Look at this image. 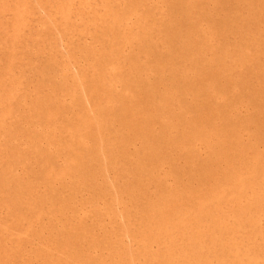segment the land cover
Returning <instances> with one entry per match:
<instances>
[{
  "label": "bare ground",
  "instance_id": "obj_1",
  "mask_svg": "<svg viewBox=\"0 0 264 264\" xmlns=\"http://www.w3.org/2000/svg\"><path fill=\"white\" fill-rule=\"evenodd\" d=\"M36 1L0 0V264H264V0Z\"/></svg>",
  "mask_w": 264,
  "mask_h": 264
},
{
  "label": "rangeland",
  "instance_id": "obj_2",
  "mask_svg": "<svg viewBox=\"0 0 264 264\" xmlns=\"http://www.w3.org/2000/svg\"><path fill=\"white\" fill-rule=\"evenodd\" d=\"M30 1L32 2L33 0H30ZM35 1H36V0H34V3H35V4H38V1H36V2H35ZM41 1H43V0H41ZM154 1H155V0H154ZM98 2H100V1L98 0ZM43 3H44V2H43ZM154 3L156 4L157 2H154ZM39 4H40V3H39ZM42 5H43V4H40V5H38V7H35V9H36V8L39 9V7H40V9L42 8L41 11H40V9H39V10L36 9V11H38V13H37L38 15H39L41 12H42V14H43V12H44L45 14L48 12V11L45 12V7H46V5H45V7H42ZM100 5H102V4H100ZM47 7L49 8V6H47ZM47 7H46V8H47ZM100 7H101V6H100ZM154 7H158V5H155ZM43 8H44V9H43ZM152 8H153V7H152ZM46 10H47V9H46ZM153 10H154V9H153ZM155 10H156V9H155ZM156 12H159V9H158V8H157ZM134 15H135V14H134ZM135 17H136V16H133V17L131 16V18H132L134 21L136 20ZM30 18H31V16H30ZM131 21H132V20L130 19L129 22H131ZM31 24H32V23H31ZM91 27H92V28H90L91 30L89 29V31H90V32H89V33H90L89 35L92 36V35H91V31H92V34L96 35L97 33L95 34V31L93 30V29H94L93 26H91ZM96 27H97V28H98V27H101V25H98V26L96 25ZM96 27H95L96 32L99 31L98 36H100V34H101L100 31H102L103 28H100L101 30L98 28V29H99V30H98ZM61 32H63V31H61ZM93 32H94V33H93ZM63 33H64V32H63ZM63 33H60V31H59V33L57 32V34H60V35H59V36H61L60 38H62V37H64V36L66 35L65 33H64V34H65L64 36L61 35V34H63ZM85 33H86V32H85ZM87 33H88V32H87ZM87 33L85 34V36H84V35L82 36L83 38L81 39V41L84 39L83 41H85L86 44H88L87 42H89V43H90L89 45L92 44L95 48H100L102 43H101V42H100V43L97 42V43H99V44H97L96 41H97V40H98V41H101V40H99L98 38H97V40H96V39H95V36H92V37H91V38H92V42H91V40H90V41L88 40V38L91 39L90 37H87V38H86V36L88 35ZM59 36H58V37H59ZM66 36H67V35H66ZM96 36H97V35H96ZM62 39H63V41H62ZM62 39L59 40V41L62 42V43L59 44V47H60V49H61V52H64V53H65L66 51H68V49H66V48H69V44L66 46V44H64V43H66L67 41H70V40H68L67 37H66V39H65V37L62 38ZM65 41H66V42H65ZM83 41H82V42H83ZM93 41H95V44L93 43ZM68 43H71V42H68ZM103 44H104V43H103ZM95 45H96L97 47H96ZM99 45H100V47H98ZM126 45H127V46L124 45V46H125V47H124L125 50L123 49V46L121 47V49H123V50H124V53L126 52V55H128L127 53H131V52H132V49H134V48H133V44H132V43H130V45H132L131 47L128 45V43H127ZM128 47H129L130 49H129ZM131 48H132V49H131ZM127 49H128V50H127ZM130 50H131V51H130ZM127 51H128V52H127ZM66 53H67V52H66ZM81 58H82L83 60H82ZM81 58H80V60H82V61H80V62H78L79 60L76 61V62H74L75 60H72V59H69V58H68L71 62H73L72 65H71V63L69 64V60L67 59V64H69V65H66L67 69H66V68H65V69L67 70L68 75H69V76L71 75V77L74 78V80H73V79H71L70 77H68V75H67L66 83L68 82V78L70 79V80H69V81H70V82H69V85H68V83H67V88L70 87V86L72 87L73 84H71V83L75 82V76H74V77L72 76V75H73V72H71V71H73V70H74V71H77V70H78V69H77V66L79 67V64H77V63H80V65H81V63L83 62L82 65H84V64H85V65H90V64L92 63L90 60H93V58H92V59H89V60L86 59V60H87V61H86V60L84 59L85 57H84V58L81 57ZM85 61H86V62H85ZM88 61H89L90 64L88 63ZM84 62H85V63H84ZM87 63H88V64H87ZM76 64H77V65H76ZM70 65L72 66V68H71ZM91 65H92V64H91ZM91 65H90V66H91ZM90 66H88V67H90ZM69 67H70V71H69V69H68ZM71 69H73V70H71ZM34 70H35V71H34ZM15 71H18V70H17V67L15 68ZM36 71H37V70H36V69H33V68H32V70H31V69L28 70L27 75H28V77H29V80H32V81H33V79H36V77H37L36 75H39V74H40L39 71H37L38 74L36 73ZM68 71H69V72H68ZM31 72H34V73H31ZM70 72H71V74H70ZM31 74H36V75L33 76V75H31ZM30 76H31V77H30ZM32 76H33V79H31ZM71 80H72V81H71ZM30 85H31V84L28 85V88H31ZM71 87L68 88V90L71 89ZM47 88H48V86H47ZM65 88H66V86H62V85H59V86H58V85H57V89H58L59 92L56 93V94H58V95H59L60 93H61V94H64L65 90L67 89V88H66V89H65ZM57 89H56V90H57ZM63 89H65L64 92L61 91V90H63ZM68 90H67V91H68ZM70 91H71V90H70ZM70 91H69V92H70ZM67 93H68V92H67ZM69 94H70V93H68V95H69ZM68 95H67V96H68ZM69 98H71V97H70V96H68L67 98L64 97V99H66L67 101H70ZM29 99H30V98H29ZM68 99H69V100H68ZM2 137H4V134H2ZM104 152H105V151H104ZM109 168H110V169H109ZM111 168H112V167H109V166L107 167V164L103 166V171H104V174H105V175L107 174V171H108V174L106 175V180L110 183V184H108V182L106 181V185H107L108 188H110V186L112 185V181H113V184H114V182H115V184L112 185V186H113V188H114V186H115V191L118 190V191H117V192H118V193H117V194H118L117 197L120 196V197H119V201H121L120 198H121V194H122V193H120L121 190H119V188H120L119 185H120L121 183H120V181L117 179V176H116L115 171H114V173H115V174H114V173H113V168H112V169H111ZM17 170L20 171L19 173L23 172V171L21 170V167H20V168L17 167ZM18 171H17V173H18ZM105 171H106V172H105ZM14 172H16V170H15ZM111 172H112V173H111ZM110 173H111V174H110ZM108 175H110V176H109L110 178L108 177ZM114 175H115V176H114ZM111 178H112V179H111ZM110 179H111V182H110ZM114 179H115V180H114ZM117 184H118V185H117ZM85 187H86V186H83L82 191H84V192H81L80 194L83 193V194H82L83 198L86 197L85 199H88V200H90V198H91L92 200H93V198H95V199H96V200L94 199L95 202H94V200H93V202H91L92 200H90V202H91L92 205H93V203H94V205H96V203H99V202L102 203L103 201H105V199H104V200H102V202H101V199H103L102 196H101L102 198H101L100 196H99V197H100V198H99L98 196H96L95 194H93L94 192L92 191V189H91L89 186H88V187H89L90 189H89V188L86 189ZM116 187H117V188H116ZM90 190L92 191V194H91V191H90ZM110 190H111V192H114V193H115V191H114V189H112V187L110 188ZM85 192H86V193H85ZM87 194H88V197H87ZM94 195H95V196H94ZM122 195H123V194H122ZM82 196L79 195L78 198H79V199H80V198L82 199ZM123 196H124V195H123ZM89 197H90V198H89ZM99 199H100V201H97V200H99ZM122 199H123V198H122ZM103 203H104V202H103ZM103 203H102V206L104 205ZM47 205H49V203H47ZM75 206H76V207H75V214H76V211H77L76 209H78L79 211H83V212L85 213V211H86L85 209L88 208V207H90V206H88V205H87V207H86V206L84 207V205H82V203H80V202H78V205H75ZM79 206H82V207L84 208V210L81 209V207H80L81 210H80L79 208H77V207H79ZM100 206H101V205H100ZM45 208H46V209H44V213H43L42 216H44L45 211L48 209V206H46ZM6 209H7L6 206H4L2 209L0 208V212H1V214H2V212L5 214V213H6ZM117 209H120V210H121V207H117ZM120 210H119V212H120ZM69 211H70V210H69ZM87 211H88V209H87ZM117 211H118V210H117ZM121 211H122V210H121ZM46 212H47V211H46ZM67 212H68V211H65L64 215H66V214L68 215V213H69V214L71 213V211L68 212V213H67ZM77 212H78V211H77ZM83 212H81V213L79 212V213L82 215V214H84ZM47 213H48V212H47ZM88 213H89V211L86 212L85 215H82V216L77 215V217H78L80 220H79V219L77 220V219H76L77 217H76V218L73 217V216L75 215V214L73 213V211H72V214H73V215H72V214H70V215H71L73 218H75V219L77 220V221L75 220V222H76V226H77V224H78L77 222H81V220H82V223H84V221H85V220L83 221V219H81V217H83V216H88V217H90V216H91V214H88ZM4 214H3V215H4ZM87 214H88V215H87ZM45 215H46V214H45ZM48 215H49V213L47 214V216H48ZM64 215H61V218H60V215H57V218H58V216H59L58 219H57L55 216L52 217L51 215H50L51 217L48 216L49 218L44 216V217H43V219H45L44 221L42 220V216H41V219H40L41 221H40L38 224H40L42 221L45 222V223L48 221V228L50 229L51 227H50L49 225L52 224V222L49 221L50 218H53L54 220L57 219L56 221H60V224H61V222L63 223V221H61V220H62V216H64ZM67 215H66V216H67ZM75 216H76V215H75ZM79 216H80V217H79ZM119 216H120V217H119V221H122V220L124 219L122 213H120ZM121 216L123 217L122 219H121ZM68 217H69V216H67V219L70 220L71 217H70V219H69ZM55 218H56V219H55ZM84 218H86V217H84ZM46 219H48V220H46ZM53 219H52L51 221H53ZM63 219H64V222L67 221V220L65 221V219H66L65 216L63 217ZM86 219H87V221H89V220H91V217H90V218H86ZM56 221H55V222H56ZM75 222H74V223H75ZM78 225H80V223H79ZM82 225H83V224H82ZM84 226H86V224H85ZM77 227H79V226H77ZM48 228L45 229V232H46L45 235H47V233L50 231ZM56 228L58 229L57 226H56ZM59 228H60V229H58L57 234H58L60 231L63 233V230H64V229H63V225H62V227H61V225H59ZM61 228H62L63 230H62ZM98 228H101V227H98ZM57 229H56V230H57ZM86 229H87V228H86ZM37 230L40 231V229H34L35 234H31L30 232H27V234L30 233L29 235H31V236H30L29 238L26 237L25 240H26V239H31V237H34V238H35V239L32 238L33 240L31 239L30 242H29V241L27 242V240H26V241H23V239H24V234H21V235H23V236H18V238H19V237H23V239H22L23 244H24L23 247L26 246L27 243L29 244V245L27 244L28 246L24 247V248H26V249H24V248L22 249L23 253H20L19 255L17 254L18 256L15 255V254L17 253L16 251H18V250L15 249V254H14V251L12 250V251H13L12 253L15 255V257H19V258H20V259H19L20 262H22V260H24V259H21L22 256H23V258H26V257L28 258V257L34 252L33 250H34L35 247H33V246H36L37 241L40 242V241L42 240L41 243L43 242L44 245H43V243H42L43 246H41V247H47V248H46V252L48 251V248L51 250V251L49 250L48 252H52L53 250L51 249V247H53V249L55 250L54 253L57 251V250L55 249L56 247L54 246L55 242H54V244L52 243V241L50 242V244L48 243L50 240H54V239H52V235H51V234H48L49 236H51V239H50L49 236H44V237H43L42 235H44V234L41 235V234H40L41 232L38 231V232H39V235H40V237H39V235L36 233ZM47 230H48V232H47ZM56 230H53L54 233H55ZM87 232H89V231L87 230ZM36 234L38 235V237L35 236ZM57 234H56V235H57ZM29 235H26V234H25V236H29ZM33 235H34V236H33ZM120 235H122V234H120ZM125 235H127V234H124L123 236H125ZM128 235H129V236H128ZM128 235H127L128 238L126 237L125 239H123V238H121L122 236H120V238L123 239V241H124L123 243H125V245H126V242H128L129 244H131V245H130V246H132L131 248L134 247L133 250H134L136 253H138V250H136L137 247H138V246H137L138 243H136L135 238H133V236L130 235V232H129ZM36 237H37V238H36ZM41 237H43L44 239H45V237H46L47 239H49V241H47V239L45 240V241H47L46 244H47L48 246L45 245V241H44L43 238L41 239ZM58 237H59V236H57V238H58ZM114 237L116 238V236L113 235V238H114ZM62 238H63V236H62ZM85 238H86V242H83V243H81V244H84L85 247H87L86 245L89 244V241L87 242V240H88V239L91 240V237H90V238H89V236H88V237H83V240H84ZM113 238H112V239H113ZM130 238H131V239H130ZM12 239H13L14 242L16 243V240H15V239H17V237L12 238ZM40 239H41V240H40ZM132 239H133V241H135V244H133L134 242L130 243V241H132ZM35 240H36V241H35ZM39 240H40V241H39ZM113 240H114V239H113ZM129 240H130V241H129ZM9 241H10V240H9ZM9 241H8V242H9ZM22 241H21V242H22ZM54 241H55V240H54ZM11 242H12V240H11ZM11 242H9V243H11ZM32 242H33V245H32ZM97 242H98V241H97ZM51 243H52L53 245H52ZM87 243H88V244H87ZM98 243H100V242H98ZM128 243H127V244H128ZM16 244H17V243H16ZM30 245H32V249H31ZM37 245H40V244L37 243ZM49 245H50V246H49ZM89 245H90V244H89ZM100 245H101V243H100ZM100 245H97V246L95 245V247H98V248L100 247V248L97 249V250H96V249L94 250V249L92 248L93 244L91 243V245H90V246H91L90 249L92 248L93 250L91 249V250H90V253L92 252V254H96V253L99 254V253L101 252L100 250H103L102 253H105V252L107 253L108 249H106V250H107V251H106L105 248H104L105 246H102V245L100 246ZM122 245H123V244H122ZM122 245L118 244L117 247L122 248V247L124 246V245H123V246H122ZM133 245H134V246H133ZM128 246H129V245H128ZM130 246H129V247H130ZM135 246H136V249H135ZM29 247H30V248H29ZM38 247H39V246H37V248H38ZM41 247H39L40 249H39V248H38V249H37V248L35 249V251H36L35 254L33 253V254L30 256V257H31V258H30L31 260H29V258H28V259H27V258L25 259V261H26V260L29 261L28 263L25 262V264H30V262L32 261V258L35 257V255H37L38 251H40V252L42 253L41 250H42L43 248L41 249ZM95 247H94V248H95ZM101 247H102V249H101ZM125 247H126V246H125ZM28 248H29V249H28ZM9 250H11V248H10ZM24 250H25V251H24ZM27 250H28V251L31 250L32 253H31V251H30V253H29L30 255H26V253L28 252ZM65 250H66V249H65ZM104 250H105V251H104ZM26 251H27V252H26ZM44 251H45V250H43V252H44ZM59 251H63V250H59ZM59 251H58V253H59ZM95 251H97V252H95ZM24 252H26V253H25V256H26V257L24 256ZM65 252H67V251H65ZM41 253H39V255H37V256H41ZM52 253H53V252H52ZM54 253L52 254L53 256L50 255L51 253H49V254L46 253L48 256L45 255V254H43V253H42V255H45L44 257H49V255H50V257H53V258H56V257H57V258H58V254H57V252L55 253L56 256L54 255ZM62 253H63L64 255H63V256H62V255H61V256L59 255L60 258H64V257H66L65 255H67V254H65L64 252H62ZM62 253L60 252L59 254H62ZM106 253H105V254H106ZM21 254H22V255H21ZM20 255H21V257H20ZM33 255H34V256H33ZM138 255H139V253H138ZM32 256H33V257H32ZM54 256H55V257H54ZM44 257H41V258L38 257V258H40V259L42 260V258L44 259ZM137 257H138V256H137ZM139 257L141 258L142 256H139ZM35 258H36V257H35ZM35 258H33V260H35ZM60 258H59V260H61ZM40 259H39V260H40ZM47 259H49V258H46V259L43 260V261L45 262V264H47L46 261L48 262ZM39 260L36 259V261H38V262H39ZM62 260H63V259H62ZM36 261H34L35 264H36ZM43 261H42V263H41V262H39V263H40V264H43ZM79 261H80V259L78 260V262H79ZM18 262H19V261H18ZM20 262H19V263H20ZM38 262H37V263H38ZM78 262H77V264H83L82 262H81V263H80V262L78 263ZM31 263H33V262H31ZM21 264H23V262H22Z\"/></svg>",
  "mask_w": 264,
  "mask_h": 264
}]
</instances>
